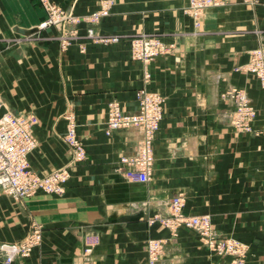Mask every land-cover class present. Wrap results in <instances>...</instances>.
Returning <instances> with one entry per match:
<instances>
[{
    "label": "crops",
    "instance_id": "obj_1",
    "mask_svg": "<svg viewBox=\"0 0 264 264\" xmlns=\"http://www.w3.org/2000/svg\"><path fill=\"white\" fill-rule=\"evenodd\" d=\"M51 1L70 13L66 26L23 34L18 29L46 19L41 0H0V97L11 112L35 117L30 170L43 176L68 166L70 176L63 194L40 190L17 201L0 190V264H148L150 238L165 240L157 264L229 262L231 255L211 252L193 229L172 234L150 223L180 193L185 214H209L217 235L244 245L245 264H264V85L238 69L264 47V0H216L198 27L192 0H117L95 25L100 35L122 36L112 43L86 35L83 18L99 0ZM140 34L171 45L148 64L149 81L131 56L129 38ZM62 36H70L67 43ZM231 85L246 90L257 110L250 132L230 122L233 103L224 93ZM143 86L165 97L146 182L117 169L142 134L105 130L108 102L135 111ZM68 114L86 149L79 162L64 138ZM34 224L41 243L7 263L1 244L21 240Z\"/></svg>",
    "mask_w": 264,
    "mask_h": 264
},
{
    "label": "built area",
    "instance_id": "obj_2",
    "mask_svg": "<svg viewBox=\"0 0 264 264\" xmlns=\"http://www.w3.org/2000/svg\"><path fill=\"white\" fill-rule=\"evenodd\" d=\"M117 0H99V7L83 19L89 23L87 37L97 38L106 43L118 42L121 35H100L95 29L101 18ZM47 11V17L37 25V28L66 24L70 13L63 11L60 5L51 0H41ZM217 4L216 0H192L188 11L193 15L194 23L200 26V15L203 9ZM70 36H62V43H67ZM131 56L141 60L146 69L144 79L149 81L151 73L148 64L157 56L167 53L170 45L156 34H140L129 38ZM244 71L255 73L264 85V47H257L251 51L250 61L238 67ZM232 100L233 108L229 119L239 132L253 130V121L257 115L246 90L231 85L224 93ZM137 109L125 110L116 98L108 102L106 133L122 128H135L141 134L138 149L134 154L120 155L117 169L131 181L146 182L150 179L154 165V140L164 117L165 97L156 90L143 86L136 91ZM5 107L0 97V109ZM7 109V108H6ZM67 131L64 136L72 151V159L79 162L85 159L86 149L77 135V124L73 114L67 115ZM35 117L27 113H13L6 110L0 116V190L17 201H22L42 190L46 193L63 194L70 176L68 166L54 169L46 175L34 173L29 168L28 155L37 145V138L32 131ZM184 196L178 194L171 198L168 213H156L150 223L156 221L168 227L172 234H177L181 227H187L199 233L202 242L214 253L231 255L226 264H245V247L237 239L222 237L214 230L209 214L187 215L183 211ZM42 240L41 227L34 224L28 233L19 241L3 243L1 248L6 253V262L10 263L17 255H28ZM165 240L150 238L147 241L148 264H157L164 251ZM217 264V263H212Z\"/></svg>",
    "mask_w": 264,
    "mask_h": 264
},
{
    "label": "water",
    "instance_id": "obj_3",
    "mask_svg": "<svg viewBox=\"0 0 264 264\" xmlns=\"http://www.w3.org/2000/svg\"><path fill=\"white\" fill-rule=\"evenodd\" d=\"M37 29V27H34V28H31V29H18V31H20L21 33H23V34H30V33H33L35 30ZM6 108L5 107H2L1 109H0V116L4 113V112H6Z\"/></svg>",
    "mask_w": 264,
    "mask_h": 264
},
{
    "label": "rangeland",
    "instance_id": "obj_4",
    "mask_svg": "<svg viewBox=\"0 0 264 264\" xmlns=\"http://www.w3.org/2000/svg\"><path fill=\"white\" fill-rule=\"evenodd\" d=\"M114 4H115V3H114ZM114 4H113V5H114ZM113 5H112V7H113ZM112 7H111V8H112ZM111 8L109 9V11L111 10ZM205 9H206V8H205ZM109 11H108V13H109ZM203 11H204V9H203ZM203 11H202V12H203ZM108 13H107V14H108ZM107 14H106V15H107ZM201 14H202V13H201ZM89 15H90V14H89ZM106 15H104V16H106ZM87 16H88V15H87ZM104 16H103V17H104ZM101 19H102V18H101ZM100 21H101V20H100ZM100 21H99V22H100ZM167 44H168V43H167ZM168 45H169V44H168ZM170 50H171V45H170ZM170 50H169V51H170ZM167 53H168V52H167ZM164 54H166V53H164ZM161 55H162V54H161Z\"/></svg>",
    "mask_w": 264,
    "mask_h": 264
}]
</instances>
